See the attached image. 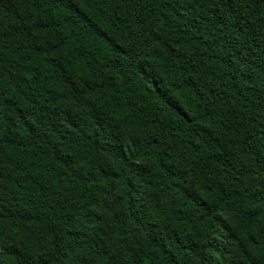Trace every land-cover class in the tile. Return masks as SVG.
Instances as JSON below:
<instances>
[{
	"label": "trees",
	"instance_id": "1",
	"mask_svg": "<svg viewBox=\"0 0 264 264\" xmlns=\"http://www.w3.org/2000/svg\"><path fill=\"white\" fill-rule=\"evenodd\" d=\"M0 264H264V0H0Z\"/></svg>",
	"mask_w": 264,
	"mask_h": 264
}]
</instances>
